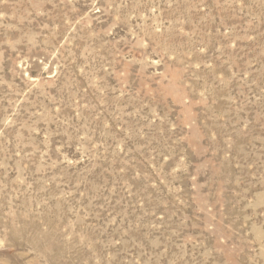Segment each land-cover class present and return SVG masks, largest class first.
<instances>
[{
    "label": "rangeland",
    "instance_id": "obj_1",
    "mask_svg": "<svg viewBox=\"0 0 264 264\" xmlns=\"http://www.w3.org/2000/svg\"><path fill=\"white\" fill-rule=\"evenodd\" d=\"M0 264H264V0H0Z\"/></svg>",
    "mask_w": 264,
    "mask_h": 264
}]
</instances>
